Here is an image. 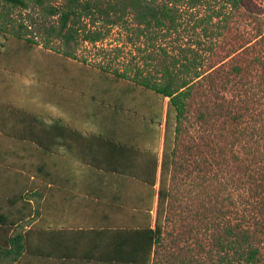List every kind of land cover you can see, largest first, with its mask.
Segmentation results:
<instances>
[{"label": "rangeland", "instance_id": "rangeland-1", "mask_svg": "<svg viewBox=\"0 0 264 264\" xmlns=\"http://www.w3.org/2000/svg\"><path fill=\"white\" fill-rule=\"evenodd\" d=\"M242 2V7L234 9L222 35L215 39L203 36L201 28L196 32L190 30L187 22L182 30H188L179 39L174 34L166 40L142 38L137 41L134 35L115 29L107 40L96 45L82 43L76 50L79 62L55 53L60 46L58 40L50 43L54 50L47 49L45 33L31 32L34 28L27 11L10 7L11 24L25 39L30 37L39 44L29 47L13 34L0 33V194L26 191L23 176L25 171L30 172L28 163L32 159L24 160L29 149L15 150L16 146H24L11 136L19 131L28 132L31 127L52 126L58 98L60 103L66 99L65 96L60 98L61 86H71L68 83L72 80L87 81L97 98L98 94L99 98L103 96L104 91L100 93V89L106 88L110 106L121 107L128 118V128L135 132L142 122H148L151 115L157 113L158 106H162L164 112L167 105L168 111L169 99H162L151 91L144 92L129 81L115 79L114 72L128 69L132 77L137 70L155 73L156 69H161L163 60L160 45L168 50L169 56L181 58L183 53L178 46L190 45L196 47L203 64L201 72L206 76L192 90L186 114L177 120L176 114H171L172 128L165 140V152L168 146L181 148L184 160L189 150L193 154L201 152L202 173L199 180L195 164L189 166L188 161H183L186 166L183 171L177 172V165L172 179L166 180L173 196L166 199L161 208L163 235L156 247L155 263L218 262L221 252L215 245V237L224 236L226 228H234L243 212L253 214L250 212L252 204L246 201L252 203L254 182L264 185V181H260L264 177V41H256L259 28L264 31V0ZM222 3L211 4L220 7ZM210 12L209 6L199 9L204 16ZM219 21L215 19V23ZM21 24L30 26L25 29L19 26ZM130 38L135 42L131 43ZM197 40L203 45L199 47ZM210 46L212 50L208 49ZM100 65L111 74L99 72ZM236 67L243 69L241 75L236 74ZM145 105L148 107L139 110L138 106ZM229 112L241 116L240 123H233ZM201 114L206 115V119H201ZM119 115L125 117L122 113ZM32 152L38 159V152ZM200 183L201 188L197 186ZM245 225L252 226L260 240L257 246L261 250L260 264H264V214H259L256 220H248Z\"/></svg>", "mask_w": 264, "mask_h": 264}, {"label": "crops", "instance_id": "crops-1", "mask_svg": "<svg viewBox=\"0 0 264 264\" xmlns=\"http://www.w3.org/2000/svg\"><path fill=\"white\" fill-rule=\"evenodd\" d=\"M68 84L52 126L11 136L24 146L15 150L29 149L23 158L32 160L26 191L0 194V264H156L158 244L151 250L144 231L155 230L163 214L165 153L166 185L183 161L195 164L200 180L201 152L186 150L185 160L181 148L165 152L167 105L161 126L149 119L133 132L105 89L97 98L87 81ZM164 194L173 196L167 185Z\"/></svg>", "mask_w": 264, "mask_h": 264}, {"label": "trees", "instance_id": "trees-1", "mask_svg": "<svg viewBox=\"0 0 264 264\" xmlns=\"http://www.w3.org/2000/svg\"><path fill=\"white\" fill-rule=\"evenodd\" d=\"M213 2L223 3L217 7L211 4ZM242 3V0H60L59 2L56 0H1L0 33L4 36L13 34L18 39L25 41L29 47L38 45L39 43L30 37L25 39L21 31L15 29L16 26L11 24L10 7L27 11L34 28L31 32L43 31L45 33L47 49L54 50V46H50V43L53 40H58L60 46L55 53L78 61L76 50L82 43L96 45L107 40L115 29L134 35L137 41L142 38L154 41L166 40L174 34L179 39L180 35L188 30V28L182 30L184 23L187 22V25L191 27L190 30L196 32L201 28L203 36L215 39L222 35L229 18L234 14V9L242 7ZM206 6H209L211 12L205 16L201 15L199 9ZM50 19H54L56 22L51 23ZM215 19H220V21L215 23ZM19 26L28 29L30 25L21 24ZM260 40L264 41V31L261 28H259L256 37L257 42ZM129 41L135 42L133 38H130ZM196 44L199 47L203 45L200 40H197ZM212 48L213 46H210L208 49L212 50ZM158 49L163 52V60L160 63L161 69H156L155 73L149 71L145 74L144 70H137L132 77L127 69L122 73L115 71V74L112 75L115 79L129 81L143 88L144 92L151 91L162 99L169 98L167 135L171 128V114H176V120L186 114L187 101L192 96V90L206 75L204 76L201 72L200 66L203 64L196 53V47L178 46V49L183 53L182 58L176 55L169 56L168 50L161 45ZM99 72L111 74L108 68L103 65H100ZM235 72L237 75H241L243 69L236 67ZM101 89L107 90L106 88ZM147 107L146 105L138 106L139 110H144ZM221 111H224L223 108ZM231 115L229 112L233 123H240L241 116ZM200 118L206 119V115L201 114ZM149 119L154 122L157 120L161 126L163 107L158 106L157 113L151 115ZM163 167L164 177L166 153ZM163 177L160 190L161 208L167 197V194H164ZM260 181L263 182L264 177ZM256 185H258L257 182H254V188L251 189L254 193L252 203L246 201V204H252L250 212L253 214L243 212L241 220L234 228H226L224 236L215 237V245L219 247L221 255L218 262L214 264L261 263V250L257 246L260 240H257L253 227L245 225L248 220H256L259 214H264V185L259 184L255 187ZM255 209H258L257 213L254 211ZM144 234L149 237V247L152 250L153 245L158 244L162 238V225L157 224L155 230L148 229L144 231Z\"/></svg>", "mask_w": 264, "mask_h": 264}]
</instances>
